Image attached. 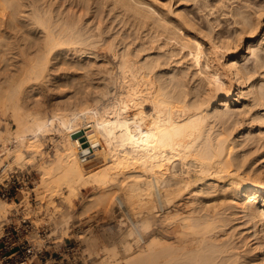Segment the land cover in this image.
Wrapping results in <instances>:
<instances>
[{"label":"bare ground","instance_id":"1","mask_svg":"<svg viewBox=\"0 0 264 264\" xmlns=\"http://www.w3.org/2000/svg\"><path fill=\"white\" fill-rule=\"evenodd\" d=\"M137 12L141 17L151 16L148 12ZM175 14L166 20L173 23L178 17ZM241 21L248 25V28L245 26L247 30L257 27L249 17L243 16ZM37 22L48 32L44 54L29 63L31 66L27 64V69L20 68L25 73V80H6L10 84L5 85L9 92L0 97V106L14 109L5 114L9 113L7 121L15 124L0 132L2 155H8L15 165L30 164V158L42 149V135L55 122L59 126L68 124L69 129L66 128L70 131H64L71 135L51 161L40 164V181L31 190L41 192L38 196H41L42 203L44 199L57 202L56 207L61 205L65 208L64 215L70 219L86 214L92 206L102 207L101 204L110 198L113 199L110 200L114 210L118 211L123 205L133 210L134 216L127 224L126 235L123 232L120 250L115 246L98 249L96 245H90V253H95L92 258L97 259L95 264H240V252L231 244L225 229L221 228L227 224L226 221L213 207L204 204L205 197L214 199V195L219 193L226 198V191H231L235 205L262 223L264 231V170H244L245 160L235 151L241 143L232 136L235 128L231 132L223 128L214 134L215 125L208 126L214 120L229 124L239 114L235 105L244 98L264 105V84L249 88V67L242 63V58L248 56L246 52L258 58V48L255 51L249 46L248 50L241 52L238 41H229L218 35L213 36L214 39L210 36L208 46H204L205 51L200 40L191 43L175 37L165 48L167 59H174L177 51H182L185 56H193L198 63L203 61L204 68L198 78L207 87L205 94L197 99L188 97L185 89L178 90L179 86L171 88L170 83L176 75L171 79L165 78L164 73L157 75L154 60L140 63L125 49L119 60L122 87L120 92L117 91L116 99L109 103L106 100L113 91L108 86V78L114 71H109L107 66L102 68L108 77L102 84L101 97H108L100 101L103 106L100 112L94 110L96 106L93 109L85 102L79 106L84 109L77 112L64 109L33 117L22 111L19 104L14 107V98L27 81L42 87L43 79H50L49 61L52 60L47 53L61 44L62 39V36L54 35L42 15L38 14ZM167 23L160 26L166 30ZM83 27L68 24L63 37L64 42L70 45L65 51L73 52L77 58V70L82 69L87 74L88 68L93 71L99 56L89 48H96L101 40L98 37H102H97L98 32L87 33ZM176 60L179 64L185 62ZM3 87L0 85V89ZM233 96L236 97L233 99ZM219 99L225 100L227 107L214 110L213 105L218 104ZM147 100L152 102L153 113L144 111ZM71 104L69 102L68 107ZM125 112H131V115L127 118L122 115ZM8 142L13 145L8 146ZM8 166L3 169L8 171L11 167ZM90 188L93 193L85 196V190ZM112 188L118 192L111 193ZM27 192H22V200L16 202L17 205L21 206L26 200ZM78 198H81L80 209L76 210ZM182 200L186 202L184 208ZM11 207L12 201L0 199L1 223L23 212ZM11 210L13 212L8 214ZM86 238L89 239L88 236Z\"/></svg>","mask_w":264,"mask_h":264},{"label":"rangeland","instance_id":"2","mask_svg":"<svg viewBox=\"0 0 264 264\" xmlns=\"http://www.w3.org/2000/svg\"><path fill=\"white\" fill-rule=\"evenodd\" d=\"M137 9L143 13H151V16L141 17ZM38 14L43 16L46 24H50L49 28L52 29L54 35L62 36V39L61 44L54 47L52 52L47 53L52 60L49 61L51 63L49 73L52 74L51 77L48 76L50 79L47 77L46 80L43 79L42 87L34 86L31 80L27 81L24 84L26 86L14 98V107L16 103L19 104L22 111L33 117H41L48 111L56 112L64 109L77 112L84 109L79 106L85 102H88V106L93 109L96 106L97 109L94 110L100 112L103 109L100 101L106 100L108 97L106 96L105 99H103L105 95L101 97V92L104 90L102 84H105L103 82L108 77L102 68L107 66L109 71H114L110 72L111 75L109 74L110 80L108 78V86L113 91L106 100L109 103L111 99V101L116 99L117 91L120 92L122 87L120 55L124 53L125 49L131 52L133 59L137 57L136 60H139L140 63L144 60H154L157 64L155 67L157 75L164 73L165 78L168 79L176 75V79L170 83L171 88L179 86L178 90L188 91V97H193V99L201 97L205 94L207 87L198 78L204 68L203 61L198 63L197 59L191 55L185 56L182 51H177L178 55L174 59L166 58L165 48L173 42L175 37L191 43L194 40H200L204 47L208 46L210 36L214 39L213 36L222 35V38L229 41L232 39L235 42L238 41L236 43L240 45L241 52L248 50L249 46L253 47L255 51L258 48L257 53L260 54L258 58L246 52L248 56L242 58V63L249 67L247 74L249 76L247 85H251L249 88L264 84V0H0V85L4 86L0 89V97L9 92H7L9 88L7 90L5 88V85L10 86L6 80L12 79L15 82L25 80V73L20 68L28 67L27 64L31 66L35 59L44 54L48 32L38 24ZM173 14L178 17L173 23H169L167 20ZM243 16L249 17L257 25L255 30H247L248 25L241 21ZM161 23L162 25L167 23L168 25H165L168 28L165 30L160 26ZM68 24H76L81 27L84 25V31L87 33L89 31L98 32L97 37H102H98L101 40L97 45L95 44L97 49L89 48L91 51L97 52L99 56L97 63L93 66V71L88 68L89 72L85 71L87 74H84L82 69L78 68L77 70L78 66H75L77 58L73 52L65 51L70 46L64 42L65 38L63 37ZM176 59H183L185 62L179 64ZM24 60H27V63ZM75 77L78 78L75 79ZM162 79L164 80V78ZM235 97L233 96V99ZM247 98L235 105L239 114L232 118L231 124H223L214 120L208 127L211 128L215 125L212 130L214 134L223 128L228 129V132L235 128L232 136L241 142L235 151L239 152L243 161L245 160L244 170L248 172L262 171L264 170V105ZM79 100L84 103L78 104ZM69 102L72 103L71 107H68ZM175 103L183 104L178 101ZM1 106L0 132L15 125L13 121H7L6 118L14 109L10 110ZM152 107V102L147 100L144 111L147 114L153 113ZM213 107L214 110H221L227 106L225 100L219 99V103L214 104ZM6 112L9 113L6 115ZM122 115L128 118L131 112H125ZM257 117L259 120L256 119ZM66 125L60 124V127L55 122L52 128L42 135V149L37 152L35 157L30 158L33 161L29 159L30 164L19 166L10 162L8 155H2L3 148L0 144V160H2V162L0 161V181H3L10 170L16 168L30 170L33 179L30 186L23 189V191H28V197H25L26 200L21 204L22 207L16 204L22 200V192H19L14 200L1 196L0 199L12 201L11 209L14 208L17 211L20 209L21 211L25 208L26 210L23 212L30 211L37 225L48 221L49 241L54 242L56 239L62 241L59 240L55 243V248L61 250L60 245L67 242V247H74L76 250V257L72 263L95 264L97 259L96 257L92 258V256L94 257L92 254L95 253H90V245H96L97 247H95L98 249L102 246H115L117 250H120L123 241L121 238L129 227L127 224L133 219L134 214L132 209L124 205L118 211L114 210V204L111 201L113 199L110 198L111 200L107 199L108 201L101 204L102 207L100 205L92 206L91 210L88 209V212H85L86 214L82 216L80 214L79 218H71V220L64 215L65 208H61V205L60 208H57V202L47 199H44L45 202L42 203L41 196H38L41 192H38V189L31 190L40 181V164L51 161L58 148L60 149L61 145L65 143L64 141L69 139L71 133L65 132L69 129ZM7 144L8 146L13 145L12 142ZM8 164V167H11L6 171L3 168ZM116 191L113 189L111 193L114 194ZM92 193V188L84 192L85 196ZM226 194H228L226 198L221 197L219 193L214 195V199L212 196H207L204 204L213 207L226 221L227 224L221 225V228L225 229L231 244L240 252V258H238L240 264H264L262 223L256 222L247 211L235 205L234 194L231 191L227 190ZM111 196L114 197V195ZM80 199L78 198L76 201V210L80 209ZM185 203L182 200V208L186 207ZM46 204L48 208H46ZM98 208L101 210L100 212L97 211ZM12 212L11 210L8 214ZM0 225H2L1 222ZM1 233L2 231H0ZM85 233L86 236H84ZM63 248L65 247L62 246Z\"/></svg>","mask_w":264,"mask_h":264},{"label":"built area","instance_id":"3","mask_svg":"<svg viewBox=\"0 0 264 264\" xmlns=\"http://www.w3.org/2000/svg\"><path fill=\"white\" fill-rule=\"evenodd\" d=\"M32 180L30 170H10L0 183V196L14 200L19 192L30 186ZM48 225V222L35 224L30 211L5 220L0 227V264H76L72 263L76 257L74 247H67V242L60 245L61 250L53 247L62 241H49Z\"/></svg>","mask_w":264,"mask_h":264},{"label":"crops","instance_id":"4","mask_svg":"<svg viewBox=\"0 0 264 264\" xmlns=\"http://www.w3.org/2000/svg\"><path fill=\"white\" fill-rule=\"evenodd\" d=\"M53 247H55V245H53Z\"/></svg>","mask_w":264,"mask_h":264}]
</instances>
